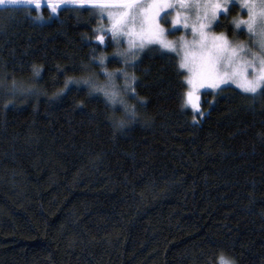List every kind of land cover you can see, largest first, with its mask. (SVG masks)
<instances>
[{
    "label": "trees",
    "instance_id": "trees-1",
    "mask_svg": "<svg viewBox=\"0 0 264 264\" xmlns=\"http://www.w3.org/2000/svg\"><path fill=\"white\" fill-rule=\"evenodd\" d=\"M98 20L0 5V264H264V95L206 91L194 122L166 53L126 68L135 118L83 83L56 96L70 78L103 83L101 56L125 68Z\"/></svg>",
    "mask_w": 264,
    "mask_h": 264
},
{
    "label": "snow or ice",
    "instance_id": "snow-or-ice-1",
    "mask_svg": "<svg viewBox=\"0 0 264 264\" xmlns=\"http://www.w3.org/2000/svg\"><path fill=\"white\" fill-rule=\"evenodd\" d=\"M235 5L237 0H231ZM186 0H0V5H11L14 7H27L29 12L39 11L43 7H47L51 13V18H56L58 11L64 10L68 6H73L77 9L89 7L91 9H100L101 17L104 16V11L108 8H119L120 12L113 14L108 13L107 18L111 21V27L108 29H99L105 34L111 35L113 42L119 44L124 42L123 38L127 37L128 47L125 50H118L114 53V58L118 62H122L125 68L117 69L116 71H105L102 73L106 77L104 83H100L95 78V73L83 79H69L65 81V88L62 89L56 96L64 94V91L69 88L70 84L87 85L89 95L102 94L105 98L106 106L115 113L116 106L119 104L123 107L125 115L131 112L132 118H135V110L128 107L125 100L121 96V89L116 85L115 79L123 76L125 85L123 91L125 94L135 96V88L133 85L137 81V77L130 75L127 67H136L139 53H142L146 48L152 45H157L160 50L176 52L180 54V49H183L184 56L178 66L180 69H186L190 73L186 78L185 83L189 86V90L185 94L184 106H191L193 111L199 115H203L200 108V97L196 92L203 88H212L223 91L224 87L235 85L245 95H264V58L256 56L253 53H247L243 46L233 47L228 39L221 36L209 37L205 28L209 27L212 21L216 19L217 13L224 16L228 15L229 8L223 6L220 2L209 3L207 8L211 9V17L209 23L199 25V28L193 26L192 32L199 39L192 42L191 47H197V51H191L188 42L181 38L179 48L172 42L165 39L166 34L174 33L176 25L180 23L179 14L177 19L171 21L172 27L165 29L161 25V21L168 23L170 12L168 9L176 7L179 4L181 8L185 7ZM227 4L228 0H224ZM243 9L247 10L248 19L233 21L236 29H241V25L245 26L249 35L258 37V43L262 51H264V0H243ZM36 19H43L42 16H37ZM187 28V24L184 25ZM97 41L104 44V35L97 36ZM251 54L254 59L245 61L241 54ZM106 57L98 58V65L104 66ZM96 60V58H94ZM259 64V69L255 67ZM87 71V67L84 69ZM249 70L255 73L253 79H249ZM41 69L33 67L34 76L40 75ZM2 86V85H0ZM13 93L20 92L21 94H34L32 88H25L20 83L12 84ZM142 103V101H138ZM114 129L123 130L128 124V120L119 119L115 115L109 116ZM220 264H231L225 258H220Z\"/></svg>",
    "mask_w": 264,
    "mask_h": 264
},
{
    "label": "rangeland",
    "instance_id": "rangeland-1",
    "mask_svg": "<svg viewBox=\"0 0 264 264\" xmlns=\"http://www.w3.org/2000/svg\"><path fill=\"white\" fill-rule=\"evenodd\" d=\"M173 2L175 3V0H173ZM214 2H217V0H186L185 7L181 8L179 6V4H176V7L172 8V9H168L167 11L170 12V15L168 17L169 22L165 23V22L161 21L160 22L161 25L165 29L172 27L171 21L177 19V14H179L180 23L178 25H176L177 30L174 33L166 34L165 39L172 42L173 44H175L179 48L181 38H183V40L188 42V44L190 45L191 51H197L198 46L197 47H191L192 42L194 40L198 41V39H199L198 36H194V34L192 32V28H193V26H195L196 28H199V25L201 23L206 24V25L209 23V19L211 17V9L207 8L206 5L209 3H214ZM218 2H220L223 6L228 7L230 10H229L227 16H224L220 13H217L216 19L214 21H212V23L210 24L209 27L205 28V31L207 32L209 37L223 35L228 39V41L231 43V45L233 47L243 46L247 50V53H253L256 56L264 58V51L261 50L259 43H258L259 38L256 36H253V35H249L246 27L243 25H241V29H236L235 24L233 23V21L247 20L248 19L247 10L243 9V7H242L243 0H237L235 5L232 4L231 0H228L227 4L224 3V0H218ZM103 11H104V16L101 17V14H100L101 10L97 9V14H98V18H99L98 29L110 28L111 27V21L107 18L108 13L111 12L115 15L118 12H120L121 9L113 7V8H108V9L103 10ZM185 24H187V26H188L187 28L184 27ZM123 41L124 42L119 43V44L113 42V44H115V46H117L118 48L125 50L128 47V44L126 42L127 37H124ZM166 53L174 54L176 56L179 64L182 61L183 56H184L183 49H180V54L177 55L176 52H169L167 50H160L157 45H152L149 48H146L142 53H139L137 61L140 60L145 55L166 54ZM247 53L241 54L242 59L245 61L253 60L254 57L251 54H247ZM255 67L257 69H259V64L257 63L255 65ZM105 69L106 68L102 66L101 72L103 73L105 71ZM182 71L184 72L185 81H186V78L189 77L190 73H188V71L186 69H182ZM254 76H255V73H252L251 70H249L248 78L253 79ZM121 78H122L121 82H118L117 78H116L115 83L121 89V93H122L123 87L125 85V79L123 76H121ZM105 81H106V77L103 79V83ZM186 86H187V89H186V92H187L189 90V86L187 84H186ZM229 86L236 88V86L234 84L229 85ZM236 89L240 91V89H238V88H236ZM206 91L215 92V91H217V89L203 88V89L198 90L196 92V95L200 97V101L202 100V94ZM24 94H26V93H24ZM119 107L123 108L122 106H119ZM186 108H189L192 111L193 116H194V122H198L200 119L203 118V116L205 114V112L203 111V109L201 107V104H200V108L203 112V115H199V114L195 113L193 111V109L191 108V106H188ZM231 264H233V263L231 262Z\"/></svg>",
    "mask_w": 264,
    "mask_h": 264
}]
</instances>
